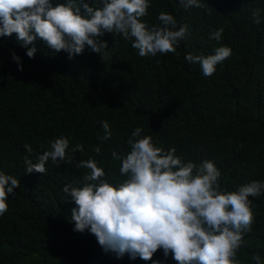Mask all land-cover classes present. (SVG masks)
<instances>
[{
  "label": "trees",
  "instance_id": "1",
  "mask_svg": "<svg viewBox=\"0 0 264 264\" xmlns=\"http://www.w3.org/2000/svg\"><path fill=\"white\" fill-rule=\"evenodd\" d=\"M53 5L66 0H52ZM101 7V0H87ZM201 8L185 9L180 0H149L141 18L150 29L161 12L171 14L177 29L188 33L175 53L141 57L133 39L105 33L107 59L87 46L69 59L53 53L43 41L25 48L11 37H0V173L20 181L0 216V264H178L158 250L152 260H132L128 254L105 251L89 231H74L76 207L62 191L81 180V160L94 158L110 183L124 179L120 162L132 132L150 136L156 147H175L176 155L199 165L214 162L218 183L234 192L252 181L264 182V0H201ZM260 9L261 23L253 10ZM223 29L221 40L210 35ZM37 48L34 58L27 56ZM227 46L231 56L210 77L186 55H212ZM20 57V64L13 59ZM107 121L112 138L104 136ZM61 137L69 140L71 163L49 160L45 173L25 172V157L33 163ZM31 145L29 155L24 145ZM78 144L83 152L72 153ZM43 145V148H41ZM97 155L93 149L101 146ZM76 186H80L77 184ZM253 222L237 250L238 264H264V194L249 197Z\"/></svg>",
  "mask_w": 264,
  "mask_h": 264
},
{
  "label": "clouds",
  "instance_id": "2",
  "mask_svg": "<svg viewBox=\"0 0 264 264\" xmlns=\"http://www.w3.org/2000/svg\"><path fill=\"white\" fill-rule=\"evenodd\" d=\"M97 7L87 0H66L53 5L52 0H0V37L16 34L25 48L43 41L53 53L61 51L69 59L83 54L87 46L107 59L108 44L101 41L105 33L122 34L133 39L132 47L141 57L158 53H175L176 46L185 39L188 26L177 29V21L161 12L160 24L150 29L141 22L150 6L149 0H101ZM181 5L201 8V0H180ZM254 23H261L260 9L253 10ZM223 29L213 32L210 39L219 42ZM36 47L27 51L34 58ZM230 47L222 46L214 54H187L190 64H199L203 75L210 77L216 66L231 56ZM20 64V57L13 54ZM20 71L23 66L20 64ZM104 131L102 141L112 138L107 121L100 122ZM136 128L127 143L130 151L120 155L112 151L113 160L119 161L121 181L109 182L97 161L89 157L78 163L85 171L81 180L65 184L62 191L75 203L71 212L74 231L93 234L104 250L125 254L135 260H152L160 249L178 264H238L237 250L243 236L251 232L253 216L249 197L264 194V182L252 181L234 192H226L218 183L221 172L214 162L204 160L197 165L177 156L175 147L165 150L156 147L150 136L141 137ZM29 155L31 145H24ZM101 146L93 151L99 155ZM43 148V145H41ZM69 140L61 137L50 143V148L37 157V162L26 156L25 172L45 173L46 163H71L66 157ZM78 144L72 153L83 152ZM79 184L80 186H76ZM20 187V181L0 173V216L8 209L6 201ZM254 259L260 264V257Z\"/></svg>",
  "mask_w": 264,
  "mask_h": 264
}]
</instances>
